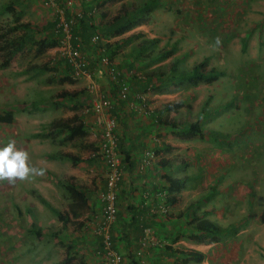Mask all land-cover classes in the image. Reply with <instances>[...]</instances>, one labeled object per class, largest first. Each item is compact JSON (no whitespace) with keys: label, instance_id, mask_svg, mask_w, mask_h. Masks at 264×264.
<instances>
[{"label":"rangeland","instance_id":"rangeland-1","mask_svg":"<svg viewBox=\"0 0 264 264\" xmlns=\"http://www.w3.org/2000/svg\"><path fill=\"white\" fill-rule=\"evenodd\" d=\"M159 1L160 8L154 12L158 15L150 20L148 31L144 29L140 33H148V38H158L157 49L175 44L176 51L172 58L179 60L181 68L190 70L205 60L207 69L213 67L219 73L218 78L210 84L184 86L171 91H160L153 86L148 90L144 88L143 91L147 94L138 93L144 94L147 100L146 110H154L155 106L162 108L167 102L182 100L190 107L185 115L186 120L198 117L204 130L201 138L185 139L182 134L174 133L170 127L167 131L169 136H164L163 143L166 140L167 146L164 157L172 163L179 160L185 162V166H174L172 173L177 175L184 171V168L190 175L197 173V178L195 176L191 180L192 186L195 185L194 190L192 189V193L185 191L180 205L189 200L196 202L199 212H211L206 217L215 222L223 221V224L235 226L238 230L247 222L245 219L249 218L250 236L257 235L259 227L254 223V218L264 217V0ZM104 5L105 3L95 9L96 24H99L100 12L111 15L104 8L114 13L119 6L114 0H109L105 7ZM7 7L11 8V11ZM57 7L65 10L64 1L55 0L53 6H45L41 0H0V27L5 29L16 23L27 24L28 33L36 43L44 36L47 24L54 20ZM15 19L18 21H14ZM23 32L20 28L10 36H19ZM127 34L115 40L121 41ZM31 43L28 41L20 51L12 55V49L17 43L7 44L0 41V62L10 58L8 69L7 66H0V94H4L0 95V107L25 105V113L40 118L43 122L42 131L50 130L46 120L52 112L48 108L50 103L57 101V94L65 92V88L69 92L81 91L83 96L86 91V99H89L85 111L91 96L86 89V80L71 78L54 48L35 55ZM88 46L89 49L82 46V54L90 63L93 81L98 84L103 75L95 72L92 62L97 55L98 46ZM130 47L131 44L124 45L113 58L117 66L123 60H128L126 54ZM169 60L155 66H162L160 71H166L165 66ZM125 66L119 69L124 71L123 76L130 86V74L125 71ZM155 66L140 67L136 74L147 77L149 72L155 70ZM9 76L11 79L16 76L32 78L30 81L27 79L21 82L24 84L19 82L21 86H30L25 89V97L15 99L11 96L12 89L20 91V88L17 82L9 86L3 80ZM66 76L70 79L63 83L58 81ZM101 90L99 87L100 92ZM155 92L163 95L156 98L158 105H152L153 101L150 100ZM45 105L46 107H43ZM185 111L183 107L169 113V117L178 121ZM66 112L68 109L64 107L60 115ZM84 114L88 124H91L90 120L94 122V116L89 110ZM166 115V112L162 113V117L165 118ZM76 116L77 112L69 105V119L75 120L73 117ZM86 129L87 135L76 140L75 152L85 161H89L93 160L90 153L97 144L98 130L96 126L94 131L90 127ZM176 135L181 137L177 138ZM94 162L96 168L92 172L88 169L89 162L77 168L80 174L85 176L80 180L87 182L85 178H90V189L93 186L98 188L105 178L102 163L96 160ZM66 163L69 166V161ZM27 185L26 181L20 179L13 183L0 181V264H46L44 257L38 253L39 250H35L36 241L38 247L49 246L56 250L47 264H58L70 254L69 251L72 257L70 264H82L81 256L69 245L74 235L70 232L79 230L81 221L74 220V224L63 227L48 207L43 205V209L37 208V195L33 192L25 194ZM182 188L183 186L176 192ZM58 190L64 194L62 187L59 186ZM202 197L204 199L201 200ZM48 198L50 201H45L51 206L52 200ZM68 201L67 198L61 197L58 201L55 200L53 208L67 214ZM27 206H33L32 210L27 212ZM85 211L81 213L83 220L86 218ZM50 218H53V221H50ZM35 228L41 230V237L34 234ZM52 237H59V241ZM53 242L56 244L53 245ZM251 245L255 250H261L256 243ZM24 248L28 249L27 254Z\"/></svg>","mask_w":264,"mask_h":264},{"label":"crops","instance_id":"crops-1","mask_svg":"<svg viewBox=\"0 0 264 264\" xmlns=\"http://www.w3.org/2000/svg\"><path fill=\"white\" fill-rule=\"evenodd\" d=\"M84 1L74 0L73 11L78 10L83 14ZM114 1L120 6L121 2L134 0ZM108 2L109 0L105 2L104 7ZM119 6L116 7V11L114 13L110 12L107 8H104V10L108 11L107 13L111 15L106 14V12H100L101 18H99L98 23L103 24L106 20L117 14ZM95 9L96 8L91 9L94 21ZM156 10H154L150 15L148 22L133 28L132 30L126 32V34L141 32L144 31V29L148 31V28L150 27V20H152V17H156L158 15L154 13ZM70 15L71 12H69V16ZM142 34L146 38L149 37L147 35L148 33L144 34V32H142ZM121 36L114 37V39H118V37ZM126 63H128V60L125 62L123 60L120 64H118V66L115 64L119 71V77L121 78L124 77V71L120 69H122V66ZM133 66V69L129 68V65L125 66V71L129 72L128 74H130V78L132 79L129 86L128 101L126 102L116 100V95L114 94L116 93L115 84L110 81L107 75L103 74L98 82L99 87L102 88L101 94L112 96L116 101L111 107L110 113L117 119L116 133L118 137V148H121L124 152L128 153L129 162L131 163V166L128 167L121 162L123 170L122 177L116 189L117 212L114 224L111 228L115 249L122 255L123 258L121 264H183L179 262V258L188 256L189 251L191 250L200 252L203 258L200 262L189 259L185 264H264V217L259 219L254 218V223L259 227V233L254 236H250L251 232L249 228L251 227V224L248 222L250 219L246 218L245 221L247 222L242 225L239 230L237 229V232L232 236L226 238L220 237L217 241H209L206 239L203 241H197L195 240L196 238H191V234H195V230L187 224L185 207L193 201L189 200L183 205H180V202L185 195V191L192 193L194 190L193 187L195 185L192 186L193 183L191 180L195 176L197 178V173L190 175L186 172V168H184V171L181 173H177V175L172 173L174 178L182 180L183 188L179 192H175L177 194L170 195H174L177 199L172 204L168 203V217L154 211L157 204L162 201L159 193L165 190L164 185L167 183H165L162 178V174L169 172V168L172 172L174 166H185V162L179 160L176 163H172L170 160V167H162L160 165L163 159H168L164 157L167 146L165 145L166 140L165 143H163V140L164 136L165 138L169 136V132L167 131H169L170 127L168 125V127L163 126L159 124L156 119H154L155 115H162V113H164H161V107L157 108V106H155L156 108L154 110L152 108L150 110H146L145 107H141L138 104L139 101L136 99V96L139 95L138 93H146V91H143L144 88H147L148 90L153 87L148 85V87L146 86L141 88L142 84H146L147 79L145 78L146 76H138L136 74L137 71L146 66L154 67L155 64L147 65L145 62L137 61L133 63ZM27 79L28 81L32 80L30 77L25 78L23 76H16L14 79H11L10 76L3 78L9 86H11L12 83H21ZM133 79L135 80L133 81ZM20 83L17 84L20 91L17 89H12L10 91L11 96L15 99L25 97V89L30 87L29 84L21 86V84L24 83ZM41 86L42 85H40L39 89H41ZM46 87H50V85H46ZM64 90L69 92L66 88ZM85 94L87 95L86 91ZM0 95L4 96L3 92ZM86 95L83 96V93H81L78 98L74 99L72 102L58 97L57 101L59 102L53 101L50 103V107L48 109H50L52 113L49 114L48 120H46V124H48L47 128H50V130L52 129L49 123L53 119L69 120L70 105L74 106V110L78 115L76 118L73 117L75 122L81 121L85 125V128L90 127L91 130L94 131L95 125L93 121L90 120L91 124H88L89 121L85 119L86 116L84 113H87V111H85L84 108L89 99H86ZM158 96L161 97L163 95H159L158 92H155L152 97H150V100L152 99L153 101L152 105H158L159 102L158 100L156 101ZM24 106L25 105L21 106V104H17L14 107L9 105L4 108L0 107V113L1 111L11 110L13 115V119L10 123L0 122V145L6 144L9 140H14L17 148L28 152L30 164L40 170V172L39 174H30L23 179L28 184L25 188L28 192L26 191L25 194L33 192L37 195V208H42L44 205L39 196L48 202L50 201L48 197H50L52 200V207L54 206L53 203L55 200L58 201L61 197L67 198L69 200L67 204L71 223L74 224V220L81 221L79 222L81 223L80 229H75V231L70 232V234L74 235L72 236L73 240L69 241V245H72L78 255L81 256V261L83 262L82 264H103L100 254V238L95 235L94 230L100 215V193L104 190L105 180L102 181L98 188L93 186L90 189V178H85L87 179V182H85V180H80V178L84 179L85 176L80 174L77 170L79 166L82 167L86 164V162H89V171H94L96 168L94 160L96 159L85 161L82 156H79V153L75 152V149H77L76 140L78 138L61 143L63 134H49L48 132L50 130L47 129L42 131L41 125L43 122L41 119L36 118L29 113H25V110H23ZM43 107H46V105ZM64 107H67L68 112L60 115ZM186 113L187 112L185 111L183 117H180L179 120L185 121ZM167 115L165 118H171L169 117V113H167ZM175 137L179 138L181 136L176 135ZM151 150L154 154L151 165L139 171L137 166L140 164L143 154ZM60 153H67L76 156L79 158V161L75 162L65 158H60L58 156ZM67 161H69V166L66 163ZM92 183L94 182L92 181ZM31 185L33 187H31ZM59 186L64 189V194L58 190ZM68 186H73L76 190L84 193L86 205L81 208V213L83 210H86L85 220H83L84 218L81 216V213L77 217H73L71 215L70 205L75 203V200L73 199L74 196H72V194L69 195V191L67 189ZM24 200L27 201L26 198H24ZM31 208H33V206H27L25 210L29 212L32 210ZM210 213L211 212L209 211L208 214ZM179 214L184 215L179 216ZM206 218L219 226H230L223 224V221L218 222L216 220L215 222L208 217ZM55 219L58 221L56 217ZM50 221H53V218H50ZM51 223H49V225H51ZM79 223L77 224L79 225ZM37 225L40 226L38 222ZM144 236L152 237L154 241H157L162 245L159 246L149 244L146 247H140L139 243ZM39 237H41V235H39ZM52 238H54L57 242L59 241V237ZM253 243H256L259 247H261V250H255L254 246L251 245ZM54 244H56V242H53V245ZM34 247L35 250H39V252H37L44 257L46 264L52 259L54 252H56L55 249H52L49 246L46 247L39 245L38 247L37 241ZM166 247H169V250ZM93 250L96 251L92 253ZM136 250L140 251L139 257L135 256ZM24 252L27 254L28 249L24 248ZM130 258L134 260L131 261Z\"/></svg>","mask_w":264,"mask_h":264},{"label":"trees","instance_id":"trees-1","mask_svg":"<svg viewBox=\"0 0 264 264\" xmlns=\"http://www.w3.org/2000/svg\"><path fill=\"white\" fill-rule=\"evenodd\" d=\"M106 1L107 0L84 1V12L82 16L77 19L76 23L72 28L74 39L75 37H77L81 41L83 46L87 47L88 49L89 38L92 34L97 33L104 38L121 36L124 33L132 30L133 28L148 22L152 12L159 8L161 5V2L159 0H134L129 2H121L117 14L106 20L103 24H96L92 16L91 9L96 8L99 5H103ZM7 9L11 11V8L9 7H7ZM14 21L18 20L15 19ZM53 26L54 21L49 22L44 28V31L46 33L36 43H34L35 40L31 38V34L28 33L29 26L27 24L25 25L16 23L14 25L8 26L5 29L0 27V41L7 44L17 43V46L12 49V55L20 51L22 49V46L28 41H30L32 42L31 46L34 47L35 55H40L44 53L47 49L54 48L58 44L59 36L54 32ZM20 28L24 30L22 35L10 36L13 32ZM158 42V38H146L142 33L137 32L129 34L121 41L114 40L112 42L105 43L103 45V51L109 57V59H112L118 54L119 50L122 49L124 45L131 44L129 51L126 54L128 58V63L126 64L129 65V68L131 69L134 68L133 63L136 61L145 62L147 65H157L167 59H170L167 62V65L165 66L166 71H160L162 69V66H155V72L151 71L148 73L147 77H145L147 79L146 84H142L141 88H144L146 86L148 87L149 85L150 87H156L160 91H171L172 89L184 86L195 87L201 83L210 84L218 78L219 73H217V71L213 67L209 69L206 68L207 62L205 60H203L199 64H196L190 70H185L181 68L179 66V60L177 58H172L176 51V45H164L157 49ZM92 62L95 65L96 58H94ZM9 63L10 58L0 62V66L6 67L9 65ZM68 78L69 77L66 76V78L58 79V81L60 83H63ZM134 80L135 79H133V81ZM51 81L52 80H49V82ZM81 93V91H65L58 94V97L62 98L63 100H69V102H72L74 101V99L78 98L79 94ZM183 107L186 109V112L190 109L189 105L184 104L182 100L175 102H167L162 105L161 113L176 112L178 109H181ZM71 108L74 109V106H71ZM12 119L13 115L12 111L10 110H5L0 113L1 123H10ZM154 119H156V121L163 126L168 125L169 127H171V129L174 130V133L182 134L185 139L203 137L204 130L200 124L198 117L190 121H176L172 118L167 119L162 117V115L157 114L154 116ZM49 124L52 128L48 132L49 134H63L61 143L87 135V129L81 121L75 122V120L73 119H53L50 121ZM118 149V154L121 162H123L125 166L130 167L131 163L129 162L130 160L128 153L124 152L121 148ZM58 156L60 158H65L67 160L75 162L79 161V158L67 153H60ZM170 163L171 161L169 159H163L160 165L162 167H170ZM162 178L164 179L165 183L167 182L166 185H164L167 194L165 200L167 203L172 204L176 201L177 198L174 195H170L180 189L183 184L182 180L174 178L170 169L169 172L162 174ZM67 189L69 191V195L72 194V196H74L73 199L75 200V203H72L70 205V213L73 217H77L81 213V208L86 205L84 193L79 190H76L73 186H68ZM39 198L42 203L50 209V211L54 214L59 223L63 225V227H66L69 223H71V220L69 219V212L67 214L63 213L50 206L42 197L39 196ZM200 199L202 200L204 198L202 197ZM185 209V217L187 219V224L191 226L193 230H195V234H191V238H196L195 240L197 241H203L205 239L209 241H217V239L220 237L226 238L234 235L237 232V228L235 226L222 227L211 222L209 219L206 218L208 212L198 211L199 208L196 202H191L185 207ZM182 215L184 214H179V216ZM33 231L36 236L41 235L40 229L35 228L33 229ZM167 249L169 250V247ZM69 253L70 254L67 255L64 259H62L58 264H70L72 257L70 256V251ZM202 258V254L200 252L191 250L189 251L188 256L180 257L179 262L185 264L189 259H193L196 262H200ZM133 260L131 259V261Z\"/></svg>","mask_w":264,"mask_h":264},{"label":"built area","instance_id":"built-area-1","mask_svg":"<svg viewBox=\"0 0 264 264\" xmlns=\"http://www.w3.org/2000/svg\"><path fill=\"white\" fill-rule=\"evenodd\" d=\"M65 10L57 7L54 16V32L59 36L58 44L54 50L58 53L59 59L68 69L71 78L84 79L87 82L86 89L91 98L87 106L94 116V125L98 132L97 144L91 151L90 156L96 159L104 166V190L100 193L101 210L95 227L94 233L100 238V254L103 264H121L122 255L115 249L111 228L114 224L117 205L116 189L122 177L121 160L118 154V137L116 133L117 119L110 113V109L115 103L112 96L101 94L98 84L92 79V73L89 69V61L82 54L81 41L73 36L72 28L77 19L82 16L80 11H73L74 0H63ZM45 6H53L55 0H41ZM69 10L71 15L69 16ZM68 11V12H67ZM113 38H104L94 33L89 38V45L98 46L97 55L95 56V72L99 75H107L110 81L115 84L116 100L121 102L128 101L129 85L126 79L119 77V71L109 57L103 51V45L112 42ZM141 107H146V98L142 94L136 96ZM154 157L153 151H147L143 154L140 164L137 166L139 171L149 167ZM161 202L157 204L154 211L166 216L169 213V205L166 202V191L159 193ZM140 247L151 245H162L154 241L152 237L144 236L140 241ZM135 256H140V251L136 250ZM141 260V259H140Z\"/></svg>","mask_w":264,"mask_h":264},{"label":"clouds","instance_id":"clouds-1","mask_svg":"<svg viewBox=\"0 0 264 264\" xmlns=\"http://www.w3.org/2000/svg\"><path fill=\"white\" fill-rule=\"evenodd\" d=\"M40 170L29 162L27 151L17 148L14 140L0 145V181L15 182L23 180L30 174H39Z\"/></svg>","mask_w":264,"mask_h":264}]
</instances>
